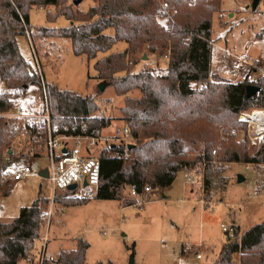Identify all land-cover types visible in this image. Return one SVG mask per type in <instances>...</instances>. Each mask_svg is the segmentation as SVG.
Masks as SVG:
<instances>
[{
  "label": "trees",
  "instance_id": "16d2710c",
  "mask_svg": "<svg viewBox=\"0 0 264 264\" xmlns=\"http://www.w3.org/2000/svg\"><path fill=\"white\" fill-rule=\"evenodd\" d=\"M67 1L0 0V82L4 86L0 114L12 109L14 100L9 96L18 99L32 90L41 100L42 109L47 103L52 125L85 123L88 134H100L111 127L113 119L98 115L95 98L47 84L21 55L17 38L25 37L34 27L28 39L30 47L35 48V39L66 40L72 54L87 61L97 59L100 53L107 54L117 43L125 44L123 51L109 53L93 65L95 79L123 98L120 121L129 129L131 141L127 159L107 155L114 150L123 153L121 146L105 148L99 154L97 200L132 206L134 202L124 197L125 188L165 189L180 172H187L196 176L201 173L209 202L213 194L224 191L223 174L230 165L244 164L255 170L264 167V143L249 154L246 139L238 143L218 138L219 129H246V124L238 121L241 112L264 109V76L231 83L214 74L207 81L212 17L221 0H195L193 5L187 0H163L177 14L162 25L156 19L159 0H91L92 6L85 12L74 10ZM49 7L54 13H46L47 22L63 18L66 27L30 23L32 10ZM147 54H167L166 68L156 71L142 67L136 71V65ZM248 85L260 88L249 99ZM136 91L139 98L131 97ZM103 93L96 87V97ZM15 122L0 116V194L2 179L13 169V162L27 155L18 151V141L15 145ZM214 149L216 156L211 153ZM87 202L74 200L70 192H55L52 199L53 204L65 207ZM48 204L49 200L38 198L21 208L14 219L0 221V264H18L31 253ZM88 248L86 241L76 239L75 249L61 250L53 261L42 264H85ZM211 264H264V222L244 232L235 226Z\"/></svg>",
  "mask_w": 264,
  "mask_h": 264
},
{
  "label": "rangeland",
  "instance_id": "374dc122",
  "mask_svg": "<svg viewBox=\"0 0 264 264\" xmlns=\"http://www.w3.org/2000/svg\"><path fill=\"white\" fill-rule=\"evenodd\" d=\"M74 1H67L74 10L85 12L92 6L91 0H80L76 6L72 4ZM251 4L252 0H221L219 10L213 14L210 70L224 81L230 79H227L229 72L238 68L241 58L252 64L250 71L253 80L264 76V0L259 2L255 11L251 9ZM47 12L52 15L54 8L32 10L30 23L38 27L67 26L63 18H58L54 23L47 22ZM34 29L27 31L25 37L17 38V46L25 61L34 69L37 60L38 69L35 70L47 84L95 98L99 107L98 115L113 119L111 127L100 133V136L118 146L114 133L124 126L119 111L123 98L117 97L113 88L107 86L103 94L95 96L100 83L95 79L93 65L97 59L109 53L123 51L125 44L117 43L107 54L100 53L97 59L87 61L75 57L66 40L35 39V48L30 47L27 38L30 39ZM146 56V61L141 60L135 70L142 67L156 71L166 68L167 62L163 56ZM248 70L249 67L242 65L240 73H247ZM3 89L0 82V92ZM130 96L139 98L140 94L136 91ZM17 100L28 114L42 110V102L32 90ZM251 126L246 125L245 130L236 129L242 137L238 143L246 139L249 154L263 144L254 146L249 142L247 129L250 136L259 129ZM17 141L20 143L18 151L23 150L27 155L21 159L18 157L13 162V169L18 164L28 165L32 173L21 182L12 181L11 171L2 179V221L8 222L17 217V207H29L38 198L49 200L38 237L47 231L50 238L47 252L55 256L61 250L74 249L76 239H83L89 244L85 264H129L130 258L134 264H211L227 239L221 225L236 223L240 231L244 232L264 222V167L255 170L244 164L230 165L223 174V181L226 182L224 191L213 194L209 202L205 199L201 173L196 176L180 172L169 188L153 190L149 203L143 209L134 205L123 207L118 201L97 199L65 207L52 203L54 194L51 184L38 176L40 171L48 168L47 157L42 155L38 158L41 155H37V147H34L37 152L31 155L27 138L18 136L15 139L16 146ZM94 154L98 155L99 149ZM238 177L243 180L237 182ZM123 193L127 201L134 202L129 188H125ZM48 214L50 218L45 222L43 219ZM187 245L193 246L192 249L187 250ZM196 254L202 258L197 260ZM234 259L237 260V256ZM18 264H22L21 261Z\"/></svg>",
  "mask_w": 264,
  "mask_h": 264
},
{
  "label": "built area",
  "instance_id": "2783aa9c",
  "mask_svg": "<svg viewBox=\"0 0 264 264\" xmlns=\"http://www.w3.org/2000/svg\"><path fill=\"white\" fill-rule=\"evenodd\" d=\"M187 2L189 5H193L195 0H187ZM176 14L177 11L171 9L167 2L159 0V8L156 14L157 21L165 23L172 20ZM27 36L29 37L28 33ZM164 58H167V54ZM35 62L38 65L37 60ZM37 65L35 66L36 69H38ZM242 65L249 67L247 73H240ZM237 66L238 68L229 72L227 79H230L228 81L242 82L245 80L250 82L253 80L252 72L250 71V68L253 67L251 63L241 58L238 60ZM213 75L214 72L210 70L207 75V81H210ZM207 81L202 86H205ZM8 99L14 100L13 107L4 114H0V116L16 121L17 125L13 127V130L16 131L15 138H18L20 135L27 138L31 145V148L28 150L30 154L37 152L34 149V147H37L39 149L37 155H45L47 157V181L52 186L53 194L55 192H70L72 198L76 201L95 200L100 183V161L98 156L103 150L102 148L121 146L125 149L123 153L119 152V150L108 152L107 155L112 159L121 160L127 159L130 156L127 151L130 145V132L125 125L114 133L118 142V146H116L113 143H108L106 139L101 137L100 134H96L95 131L88 134V127L85 123L71 127L52 125L47 103H43V109L38 113L28 114L25 107H23L17 98L9 96ZM254 116L264 119V111L257 109L243 111L239 114L238 121L249 126L254 125L255 129L256 127L259 128L251 136L250 133L248 134L249 129H247L246 137L255 146L264 143V129L252 122L251 119ZM18 126L20 127L19 131L17 130ZM217 134L221 142L228 140L238 142L242 139L240 132L236 129H219ZM97 149H99L98 155L94 154ZM63 150L65 153H63ZM216 151L217 149H214L211 152L213 156H216ZM31 173L32 169L30 166L18 164V167L11 170L10 178L13 182H19L31 175ZM188 182H190L189 178ZM72 185H75V189L68 191V188ZM129 193L134 200L133 205L139 209H143L149 203V197L153 193V190L151 187L145 186L142 190L138 191L134 186H131L129 187ZM49 218L50 214L43 220L46 222ZM221 229L224 233L231 234L234 226L221 225ZM49 241L50 238L47 231L42 237L34 239L32 251L24 259L25 262L27 264H42L44 261H53L55 257L47 252ZM192 247L187 245V248H189L187 250H191ZM195 258L200 260L202 257L196 254Z\"/></svg>",
  "mask_w": 264,
  "mask_h": 264
},
{
  "label": "water",
  "instance_id": "95a60500",
  "mask_svg": "<svg viewBox=\"0 0 264 264\" xmlns=\"http://www.w3.org/2000/svg\"><path fill=\"white\" fill-rule=\"evenodd\" d=\"M261 0H252V4H251V9L253 11L256 10V8L258 7V4ZM80 3V0H75L73 2V5L76 6ZM146 60V57L143 58V61ZM106 84L100 83L98 85V89L99 91L102 93L104 92V88L106 87ZM260 88L254 85H248L246 88V98L249 99L251 97H253L254 95H256L259 92ZM131 146H129L130 148ZM63 153H65V151L63 150ZM41 179L47 180L48 179V171L47 169H45L44 171H42L41 173H39L38 175ZM243 179L241 177H238L237 182H241ZM75 189V185H72L68 188V191H73ZM129 264H134L133 259L130 258Z\"/></svg>",
  "mask_w": 264,
  "mask_h": 264
},
{
  "label": "crops",
  "instance_id": "0c3cea01",
  "mask_svg": "<svg viewBox=\"0 0 264 264\" xmlns=\"http://www.w3.org/2000/svg\"><path fill=\"white\" fill-rule=\"evenodd\" d=\"M26 38H27V37H26ZM27 42H28V44H29L28 38H27ZM29 45H30V44H29ZM124 49H125V48H124ZM124 49H123V50H124ZM164 59H165V61L167 62V59H166V58H164ZM136 71H137V70H136ZM211 71H212V70H211ZM228 82H231V83H232L233 81H230V80H229ZM233 83H234V82H233ZM122 124L124 125L123 122H122ZM109 128H110V127H109ZM109 128L104 129L103 131L108 130ZM103 131H102V132H103ZM102 132H101V133H102ZM39 157L41 158V157H43V156H38V158H39ZM35 158H37V157H35ZM247 166H249V165H247ZM42 171H44V170H42ZM42 171H40L39 173H41ZM38 175H39V174H38ZM29 176H30V175H29ZM27 177H28V176H27ZM27 177H26V178H27ZM26 178H25V179H26ZM25 179H24V180H25ZM22 181H23V180H22ZM19 182H21V181H19ZM2 185H3V184H2ZM168 188H169V187H168ZM1 189H2V187H1ZM127 207H128V206H127ZM21 208H22V207H17V208H16V213H15L16 215L19 213V210H20ZM2 219H3V217H1V213H0V221H1V222H4V221H2ZM233 224H234L235 226H237L236 223H233ZM233 224H232V225H233ZM226 234H228V233H226ZM229 235H230V234H229ZM48 244H49V243H48ZM75 247H76V244H75ZM221 247H222V246H221ZM74 249H75V248H74ZM70 250H71V249L66 250V251H70ZM72 250H73V249H72ZM58 253H59V252H58ZM58 253H57V254H58ZM183 253H184V252H183V250L181 249V254H183ZM51 255H52V254H51ZM55 255H56V254H55ZM55 255H52V256L56 257ZM21 263H22V264H27V263L25 262V260H22Z\"/></svg>",
  "mask_w": 264,
  "mask_h": 264
},
{
  "label": "bare ground",
  "instance_id": "6f19581e",
  "mask_svg": "<svg viewBox=\"0 0 264 264\" xmlns=\"http://www.w3.org/2000/svg\"><path fill=\"white\" fill-rule=\"evenodd\" d=\"M251 120L259 127H264V119L260 118L259 116H254Z\"/></svg>",
  "mask_w": 264,
  "mask_h": 264
}]
</instances>
